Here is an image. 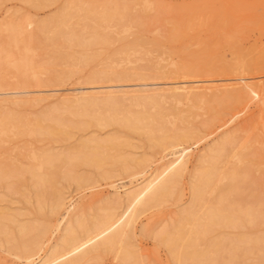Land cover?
<instances>
[{
  "label": "rangeland",
  "instance_id": "1",
  "mask_svg": "<svg viewBox=\"0 0 264 264\" xmlns=\"http://www.w3.org/2000/svg\"><path fill=\"white\" fill-rule=\"evenodd\" d=\"M84 9H87V12ZM61 11L62 13L71 12L73 19L69 23L70 30L77 26L80 31L84 29L80 35L85 42L89 39L87 45H78L75 44L76 42L72 45L67 44V39L62 38V36L66 35L69 29L66 31L67 33L65 28L61 29L65 33H62V36L58 35L53 19ZM22 19L26 20L25 23L22 21L23 24H27V28L24 25V29L28 30V32L25 30L26 33L32 34L27 35L31 36L27 41L28 43L22 41L26 46L24 48L22 42L18 43L20 45L11 42L15 45L13 46L10 41H7L9 40L7 35L10 32L8 28L11 23L18 22L20 24ZM32 22L35 25H32L34 24ZM42 23L46 26L41 30ZM0 24L2 29V31L0 29V46L2 48L4 43L2 49L8 51L3 50L1 52L0 48L1 56L4 54V57L11 56L15 60L0 59V76L4 77V85H6L0 89V117H11L14 120L11 121L13 123L19 120L23 127L31 128V125L32 128L55 129L62 127L64 131L67 130L66 134H63L65 132H60L62 129L57 131L58 128H56L55 133L49 136L38 134L33 135V137L29 134L27 136V133L16 136L9 133L2 136L1 138L6 143L4 142L0 146V165L13 164L8 166H15L10 168V170H14L12 173L16 172L17 166L14 163L20 166L19 169L21 167L28 169V165L32 164L33 168L36 163L30 159L31 152L36 155H40L42 152L41 155L53 154L54 156L64 153L70 154V159L67 158L69 163L73 159V154L81 150L78 145L81 146L80 142L82 141L113 139L120 142L116 152L110 151L112 158L107 160V164L102 169L84 164L82 161L69 164V168L64 169V166L67 167L68 164L64 155L63 162L60 159L57 160L61 164L66 163L63 167L61 164V167L57 166L59 164L57 161L53 163L56 164L57 170L47 165L53 172L52 178L54 180L49 177L52 183L51 181L48 182L51 184L46 185L47 188L44 186L45 189L42 188L39 196L35 192L37 187L35 188L34 180L30 181L29 175L25 173L23 178V172L20 178L22 181L10 186V180L13 181L12 178H16L8 179L6 177L0 181V214L5 215L3 221L0 215L2 222L0 231L7 230L5 234H0V264H28L33 256H35L33 259L43 257L52 244L60 243L59 235L63 234L64 227L72 219H77L78 224L82 223L88 226L96 219H100L106 212V208L114 206L116 211L120 212L124 207L123 192L125 189L136 188L146 176L162 163L174 158V154L170 153L171 149L162 151L150 147L144 131L130 130L118 122L108 125H95L89 122L90 117L88 115L81 114L78 110L90 113L92 112L91 108L94 110V107L99 106L98 102L103 104L105 101L113 100L118 102L120 108L136 111L143 103L141 101L135 103V100L144 99V95L148 93L158 95L165 92L168 87H173L174 81H186L189 82V85L198 86V91L212 86L209 87L208 91L209 97L211 96L210 100L200 104L197 102L198 105L195 104L197 107L187 100L177 105L180 111L185 110L188 113L189 125L187 124V126L191 127L197 134L196 138L183 145V147H188L189 152L186 168L181 176L176 179L172 190L170 189V193L163 198V201L142 209L134 217L130 227L125 228L126 235L122 237L121 243L114 244L111 248H101L102 252L91 251L79 261L80 264H176L173 262V258V260L170 259L168 246L160 242L161 235L159 234L162 233L163 236L164 233L171 232L174 229L173 226L175 227L174 223L177 225L180 222L176 220L178 217L181 218L180 215H183L181 210L184 209L185 212L189 208L191 186L197 175L199 156L207 153L209 148L229 137H233L236 140V145H238L242 142L245 130L249 131L248 129H250L251 131L252 129L254 131L258 129L259 127L256 125L258 126L259 120L264 117L262 116L264 115V91L261 93L259 90L258 95L253 96L246 105L240 104L229 107L226 102L219 100V96L222 95V88L231 86L238 88L246 82L256 83L259 86L264 85V0H0ZM77 28L72 29L77 30ZM91 38H93L92 41ZM101 38H103L102 41ZM63 39H66L65 43ZM22 48L24 52L28 49L25 53L26 57L23 55ZM12 50L17 51L15 53ZM11 51L14 53L12 54ZM20 52L22 55L19 54ZM20 55L30 59L28 61L22 58L26 64L32 61L36 66L37 75L35 77L37 79L32 76V78L27 79V77L26 81L30 83H27V86L24 85L26 88L23 84H21L22 86L10 84L12 85L10 88L11 86L8 87L6 81L11 83L16 81L18 75L14 74L17 71L13 68L21 64L16 61ZM11 57L10 59H12ZM13 62L18 64H13ZM167 63L170 67L184 65L185 77L154 78L152 72L155 67H151L153 65L159 67ZM240 64L242 66H239ZM234 66L242 67L241 73H239L240 71L234 72L231 69ZM5 68L8 70L5 71ZM70 69L73 71L72 74L65 77L66 71ZM139 71L145 74V78L137 75ZM12 75L13 81L8 80V78L12 79ZM60 77H63L62 81L58 82L56 79ZM21 78L18 76V80ZM38 84L41 85L40 88ZM77 97H81L79 99L80 104L85 102L86 105H79ZM108 97L112 99L108 100L110 99ZM1 100L3 101L1 102ZM90 103L98 105L92 107ZM163 104L169 108L174 105L169 100ZM163 104L161 105L163 106ZM95 110L103 118L107 117L105 108ZM169 119L173 120L172 118ZM26 121L28 122L26 123ZM19 123L17 122L18 126H20ZM254 127L256 128L254 129ZM8 142L10 143L8 144ZM6 152L10 157L6 155ZM248 152L251 153V156L247 158L253 159L255 162L260 161V157L254 153V150H248ZM114 154L115 156H113ZM122 156L147 159L145 171L133 176L121 173L117 160ZM256 156H258L259 161ZM24 159L26 160L24 161ZM229 161L233 162V159L230 158ZM44 169L49 170L46 167ZM50 170L49 172H51ZM8 172L11 175L9 170ZM260 174L259 171L254 170L251 178H256L258 182ZM3 175L2 178H5V174ZM244 189L245 192L241 194L242 198L246 192L248 195L251 190V188L248 190L242 185L240 190L244 191ZM242 192L239 191L234 195L239 194L240 196ZM55 195L60 197L63 205L55 215H52L48 210L55 202ZM37 207H41L42 210L40 208L41 211L39 210V212ZM63 210H67L69 214L65 215L66 211ZM59 216H64V220L58 229L55 226ZM8 218L13 219V221L8 223ZM17 224H25L29 227L47 225V233L42 239L44 246L41 244L42 247L28 257L15 249L12 250L7 244V240L12 241L17 236ZM64 224L65 226H63ZM74 226L77 232L81 233V228L77 226V223ZM262 228L264 226L259 229L262 230ZM260 230H256L255 233L260 234ZM247 231L248 229L245 228L226 227L215 231L214 234L216 236L218 233H223L225 236L232 237L238 232ZM253 231L252 229L251 232ZM253 234L251 233V235ZM211 236L212 233H210ZM43 249L45 251H42ZM126 251H130L132 254L134 252L133 255L135 256L128 259L129 254L125 255L128 253ZM123 254L126 256L124 258L127 259L123 258ZM19 255L20 257H18ZM137 259L138 261H136ZM239 260L238 262L241 264H259L254 253H250Z\"/></svg>",
  "mask_w": 264,
  "mask_h": 264
},
{
  "label": "bare ground",
  "instance_id": "2",
  "mask_svg": "<svg viewBox=\"0 0 264 264\" xmlns=\"http://www.w3.org/2000/svg\"><path fill=\"white\" fill-rule=\"evenodd\" d=\"M78 7H80V6L78 5ZM73 8H74V6H73ZM85 12H87V9L85 10ZM79 14H81V13H79ZM84 15H86V14H84ZM72 19L73 18L71 16V12H68V11L63 12V13L61 11V13L53 19L55 22V24H54L55 29L57 30L58 35L59 34L61 35L62 33L64 34L69 29L68 33L66 32L67 34L66 35L64 34L65 36L61 35L62 38L67 39V40L63 39L64 43L66 40V43L69 45H72L75 42H76L75 44H78V45L79 44L80 45H87V43H89V39L85 42L84 40H82V36H81L82 35L81 31L84 29H82L80 31V30H78V28H77L78 26H77V27H72V28H77V30L72 29V28L70 30V27H69L70 24L69 23H71L70 21ZM3 21H4V19H3ZM22 21H24V23H25L26 20L22 19L19 22L20 24H18V22L17 23L15 22V24L12 22L11 26L8 28L10 30V32L9 33L7 32L8 33L7 36L9 37V38H7L9 40H7V41H10V43L13 42L15 45L16 44L20 45L18 43H20L22 41L27 42L29 40V38L31 37V36L30 37L27 36L30 33H26L25 30H27V29H24V28H25V26L27 28V24L26 25L23 24ZM21 22H22L23 26L25 25L24 27L21 25ZM29 22H30V20H29ZM82 22H85V21H82ZM32 23H34V22H32ZM44 24H45V22H44ZM32 25H35V23ZM45 26L46 25H43V23H42L41 30ZM79 28H80V26H79ZM39 29H40V27H39ZM61 29H64L65 32ZM1 31H2V29H1ZM6 31H8V30H6ZM76 31H79V32H76ZM3 32H4V30H3ZM27 32H28V30H27ZM1 34H5V33H1ZM30 35H32V34H30ZM44 35H46V34H44ZM90 40L92 41L93 38H91ZM96 40H99V39L96 38ZM100 40L102 41L103 38H101ZM55 41H56V39H55ZM91 41H90V43H91ZM24 42H22L23 48L26 47V46H24ZM30 42L32 44L31 40H30ZM0 43H1V39H0ZM6 43L8 44L9 42H6ZM15 45H13V46H15ZM3 46H4V43L2 44V48H3ZM29 46H30V44H29ZM5 47H6V45H5ZM126 47H128V46H126ZM0 48H1V46H0ZM2 48H1L2 51L0 50L1 52H3V50H5ZM23 48H22V51L24 52ZM31 48H32V45H31ZM8 50H10V49H8ZM27 50H26V52H24V54H23L24 56H25V53H27ZM135 50H137V49H135ZM5 51L8 52L7 50H5ZM12 51H14V50H12ZM12 51H11V53H12ZM16 51L17 50H15L14 52L16 53ZM1 54L2 53H0V57H1L0 59L1 60L5 58L6 60L12 61L14 59V57H11V56L10 57L12 59H10L9 56L4 57L3 56L4 54L2 55L3 56L2 57ZM19 54H21V52ZM152 54H153V52H152ZM21 55L18 57L19 59L15 58V59H17L16 61L18 63L20 62L21 64L13 62V64H18V66L14 65L17 68L14 67L13 69L15 71H17V73H14V74H17L19 77H22V78L18 80V76H17L16 81L14 80L15 82H13V83L6 81L7 82L6 84L8 85V87L11 86L10 88H12V85H10V84H13V85L15 84L16 86L17 85L22 86L21 84H23V86H24L27 83H30V82L26 81L27 77H28L27 79H30L31 76L35 77L37 75V68L33 64V62L31 61V63L26 64L25 63L26 61L24 62L23 60L24 59L28 60V59L25 58L26 56L21 57ZM28 57H30V56L28 55ZM22 58H23V60H22ZM6 60H5V62H6ZM144 60H145V58H144ZM13 61H15V60H13ZM166 65H162L159 67H156L155 65H153L151 67V68L155 67L153 69V72H152L154 74V78H163V79L168 78L169 79V77L170 78L185 77L184 76V70H185L184 65H179V66H175V67H170L168 65V63ZM239 66H242V64H240ZM239 66H237V67L234 66L231 69L234 70V72L238 73V71H240L242 69V67L240 68ZM6 69L7 68H5V71H6ZM227 69H230V68H227ZM5 71H4V73L6 74ZM72 72L73 71L71 69L69 71H66L65 77L70 76L72 74ZM239 73H241V71ZM137 75L140 76L141 78H145V74L141 73L140 71ZM14 77L16 78V75H14ZM1 78H0V89L2 88V86L6 87V85H4L5 84V79H3L4 77L2 78V80H1ZM62 78L60 77L59 79H56V80L58 82H60V81H62ZM240 78H242V77H240ZM35 79H37V78L35 77ZM8 80L13 81V75H12V79L8 78ZM8 82H9V84H8ZM39 82H40V80L38 81V83ZM174 82H173V87H168L165 92L159 93L158 94L159 96L155 95V94H149L148 93V94L144 95V99L135 100L134 101L135 103H140V101H141V103H143V104H140L141 105L140 108H138V110H136V111H131L128 108H126V109L120 108L118 105V102L111 100L112 98H110V97H108V98H110L108 100H111V101H105L103 104H101V102H98L99 106H96V108L94 106L98 105V104L90 103L92 105V107H94V110L97 108H102V109L105 108L107 110L106 111L107 112L106 118H103L102 115H98L96 110L94 111L93 108H91L92 112H90V113L83 112L84 111L83 109H82L83 111L78 110L81 112V114L88 115L90 117L89 122H91L95 125H105V124L108 125V124L118 122L130 130L144 131L147 135L148 140H149L150 147H152L154 149L162 150V151L167 150V149H171L170 153L174 154V158L172 160H169V161L162 163L157 169H155L148 176H146L143 179V181L139 183L138 186L136 185L137 186L136 188L130 189V190L128 188L125 189V191L123 192L124 193V200H123L124 201V207L120 212H117L116 211L117 209L114 206L110 207V208H106V212L101 216V218L96 219L95 222H92L88 226H85L82 223L78 224L77 219H75V220L72 219V221L70 222L71 224L67 223L68 225H66V226H65V224L63 225L65 227H64V229L62 228L63 234L59 235L60 236V238H59L60 243L58 244V242H56V244L54 243V244H52V246L50 245L51 247L49 248V250L46 253L44 252L45 255L43 257H40V258L37 257L36 258L38 260L33 259L35 256H33V258L31 257L32 260L29 261L28 264H77L84 255H87V253H90L91 251H95V250L101 251V248H111V246H113L114 244L121 243L122 237L124 235H126V233H125L126 229L125 228L130 227V225L132 224V222L134 220V217L138 213H140V211L142 209L147 208V207L149 208L153 205L158 204L159 202L163 201V198H165V196H167L170 193V189L172 188L173 184L176 182V179L179 176H181L182 172L184 171V169L187 166V159H188L189 152H188V147H183V145L185 143H187L188 141L197 137L196 132L191 127L187 126V124L189 125V122L187 119L188 113L185 110L180 111V109L177 107V105L181 104L182 101H184V100L192 102V104H194V106L198 105L197 102L200 104L204 101L210 100L211 96L209 97L208 91H209V87H212L210 85L208 87H205L204 90L198 91L197 90L198 86L189 85L188 84L189 82H186V81H180V82H175V83ZM39 85L40 84H38V86ZM164 85H167V84H164ZM26 86H24V87L26 88ZM40 87H41V85L39 86V88ZM259 90L262 93V91H264V85L259 86L256 83L253 84V83H247L246 82V84H243L238 88H235V86L234 87L233 86L225 87V88L221 89L222 95L219 96V98H220L219 100L222 102H226V105L229 107H233V106L240 105V104L246 105L251 101L253 96L258 95L257 93ZM110 95H111V93H110ZM80 98L81 97H79L77 100H79ZM167 100L174 103L175 106L173 105L170 108L168 106L165 107L163 102L167 103ZM2 101L3 100H1V102ZM5 101H7V100H5ZM16 101H18V100H16ZM22 101L24 102L25 100H22ZM90 101H92V100H90ZM142 101H145V102H142ZM18 102H20V101H18ZM18 102H16V103H18ZM75 103H76V101H75ZM77 103L79 105L85 104V102L80 104V100ZM160 103L163 104V106L165 108ZM77 107H79V106H77ZM189 111H190V109H189ZM80 112H78V113H80ZM215 116H217V115H215ZM262 116H264V115H262ZM169 118H172L173 120H170ZM214 119H215V117H214ZM54 120H56V119H54ZM11 121H14L11 119V117L10 118L9 117H3L0 119V146L4 142L6 143V141L4 139H2L1 137L4 135L6 136V134H9V133H11L13 136L14 135L16 136L18 134H26V133H27V136H28V134L32 135V136L38 135V134L49 136V135H53L55 133L56 128H58V127H56L55 129L54 128L53 129L52 128H43V127L32 128V125H31V128L30 127H23L19 123V120L17 122L20 124V126H18L16 121H15L16 124H14L15 122L13 123ZM20 121L23 122V120H20ZM212 121H213V118H212ZM27 122L28 121H26V123ZM258 124L259 125L258 126L256 125V127H259V128L254 130V131L252 129H251V131H250V129H248L249 131H246L247 129L245 130V135H244L243 139L241 140L242 142H240L238 145H236V140L233 137H229V138L223 139L222 142H219L215 146L209 148L207 153L199 156V158H198L199 165L197 167V175H196V178H194L195 181L193 182V184L191 186V202L188 205L189 208L185 212L183 211L184 209L181 210L182 212L180 211L181 213H183V215L182 216L180 215L181 218L178 217L179 219L177 218V220H176L177 222H178V220L180 221L179 224L177 223V225H176V223H174L176 228L174 226H173V228L175 230L173 229V230H171V232H168L166 234L163 232L164 233L163 236H162V233L159 234L162 237V238L160 237V240H161L160 242H163L164 245L166 244L168 246V248H169L168 253H170L169 254L170 259L171 260L174 259V261H173L174 263H176V264H230V263L241 264V262L240 263L238 262L239 259L245 258L250 253H254L256 255V259L258 260L259 264H264V232H262V230H264V228H262V230H260L261 227L264 226V117H262L259 120ZM29 125H30V123H29ZM65 126H66V124H65ZM256 127H254V129ZM66 128H67V126H66ZM252 128H253V126H252ZM59 129H62V127L58 128L57 131ZM62 131L65 133H63ZM66 131H64V129H62L60 132H62L63 134H66ZM57 135H59V134H57ZM19 139H20V136H19ZM9 143L10 142H8V144ZM80 143L82 145L79 146L80 145L79 144L78 148L81 147V150L78 152H75V154H73V159H71L72 161H70L69 163H68L69 160L67 158L70 159V154H67V155H66V153L63 154L66 158L65 159V161H67L66 163H68L67 167L64 166V169H68L69 164H74V163H77L78 161H82L84 164L92 165L93 167H96L97 169H102L104 167V165L107 164V160L112 158V154L110 153V151L116 152L117 147H119V144H120V142H117L113 139H108V140L90 139V140H87L85 142L82 141ZM75 149H76V147H75ZM32 150H34V149H32ZM248 150L249 151L254 150L255 151L254 153H256L260 157V161L257 158L258 156H256V158L259 162H255L253 159L247 158V157L251 156L250 155L251 153H249V152L247 153ZM3 153H5V152H3ZM38 153H39V151H38ZM41 153L42 152H40V155H36L34 152H31L30 159L32 161H34L36 164L33 168H32L33 164L28 165L29 167L31 166L30 169L28 166H27L28 169H24L23 167H21V169H19L20 166L17 163H14V164H16L17 167L15 168L16 172L12 173V171H14V170H12V169L10 170V168H13L15 166H13V167H8V166L13 165V164L9 163V164H6V166L1 164L2 166L0 165V178H1L0 181L2 179H6V177L8 179H10L11 177L16 178V179L12 178L13 181L10 180V182H9V186H10L13 183L15 184L18 181L19 182L22 181V179L20 180V178L22 177V172H23V178L25 177V175H24V173H25L26 175L27 174L29 175L30 181L34 180L33 183H35L34 184L35 188L37 187V189H35L36 190L35 192L37 193L36 195L39 196V194L42 192L41 191L42 188L45 189L46 185H49L52 183L50 178L54 180V178H52V176H54L53 172L50 169L53 168V169L57 170L56 169L57 167H55L56 164H53V163H56V161L59 159L61 162H63L62 160H64L63 159L64 156L61 154H58V156L60 155L58 157V156H54L53 154H49V155L48 154H44V155L42 154L41 155ZM115 154L113 156H115ZM6 155H9V154L6 152ZM6 155H2V156H6ZM68 155H69V157H68ZM9 157H10V155H9ZM17 158H16V160H17ZM230 158L233 159V162L229 161ZM26 159H24V161ZM113 159H115V158H113ZM73 160H75V162H73ZM147 161L148 160L145 158L144 159L143 158L138 159L135 157L122 156L117 160V163L120 165L121 173L133 176V175L141 174L143 171H145L144 168H145ZM61 162L59 163V161H57V163H59V164H57V166L61 167V165H62V167H63V165H66V163L61 164ZM71 162H73V163H71ZM111 164H113V163L111 162ZM47 165L52 166V167L48 168ZM3 166L5 169L3 168ZM113 166H114V164H113ZM45 167L47 169H49L52 173L49 172V170H45L44 169ZM8 170L11 172V175L8 172ZM23 170H25L27 173ZM254 170L259 171V174L261 173L260 174L261 176L258 175L259 176L258 182H257L256 178H251L252 177L251 174ZM5 171H7V172L4 173ZM48 172H49L50 176H49ZM14 173H15V175H14ZM64 173H65V171H64ZM3 174H5V178L4 177L2 178ZM17 176H20V177H17ZM102 176H103V174H102ZM14 180H16V181H14ZM50 181H51V183H48ZM1 183H3V182H1ZM242 185H244V187L247 189L251 188V190L249 191L250 193H248V195H247V192H246L245 194L247 196L245 195L246 197L244 196V198L241 197L242 196L241 194H243L245 192V189H244V191L240 190ZM52 189L54 190V188H52ZM239 191L240 192L243 191V192L240 193V196H239V194H235L236 196H239V197H236L234 195V193H239ZM117 192H115V194ZM52 194H54V193H52ZM54 200H55V202L52 204L51 207H49V205H48L50 210L47 209L48 211L51 212L52 215L53 214L55 215L56 212L63 205L62 204L63 201L61 202L60 197H56V195H55ZM37 208H38L37 210L39 211L41 207L40 208L37 207ZM41 210H42V208H41ZM65 211H64L65 212L64 214L66 215L68 213V211L67 210H65ZM4 216H5L4 214L1 215L2 221L5 218ZM64 216H61V217L59 216L60 218L57 219L58 221H56V226H55L56 228H58L60 223L64 220ZM78 218H79V216H78ZM11 220L13 221V219L8 218L7 222L10 223ZM0 222H1V220H0ZM76 223H77V226H79L81 228V230H80L81 233L77 232V230L74 226ZM0 225H2V222ZM51 227H52V225H51ZM226 227L227 228H238V229L239 228L240 229L245 228V229H248V231L247 232H240V233L238 232V234L236 233V235L232 236V237L225 236L223 233H218L215 236V234H214L215 231H219L222 228H226ZM16 228H17L16 231L18 233L17 236H15L12 241L7 240V244L10 245V248L12 250L15 249L18 252H20L21 254L28 257L33 252H35V251L37 252V250H39L40 247L44 246L43 245L44 242L42 243V239L47 233V230H48L47 225L46 226H39V227H37V225H36V227H29L25 224H17ZM249 229H251V230L249 231ZM252 229L254 230L253 232H251ZM60 230H61V228H60ZM256 230H260L261 232L258 231V232H260V234L255 233ZM1 231H3V230H1ZM172 231H173V233H172ZM6 232H7V230L1 232L0 234H2V233L5 234ZM49 232H50V230H49ZM210 233H212L211 237H210ZM251 233H254V234L251 235ZM41 244H42V246H41ZM249 244H251V246H248ZM42 251H45V250L43 249ZM8 252H10V251H8ZM126 252H128V253L125 255L129 254V256H127L128 259H132L135 256V255H133L134 252H133V254L131 253L132 250H131V252L130 251H126ZM20 255L18 257H20ZM125 255L123 254V258ZM36 256H38V255H36ZM123 258H121V259H123ZM121 259H119V260H121ZM124 259H127V258H124ZM28 260H29V258H28ZM136 261H138V259ZM79 264H80V262H79Z\"/></svg>",
  "mask_w": 264,
  "mask_h": 264
}]
</instances>
